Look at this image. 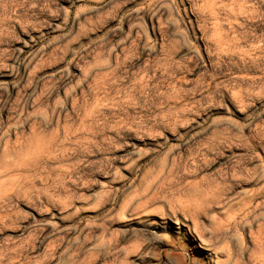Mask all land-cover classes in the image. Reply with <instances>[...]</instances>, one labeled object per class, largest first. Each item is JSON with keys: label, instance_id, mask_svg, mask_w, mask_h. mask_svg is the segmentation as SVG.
Wrapping results in <instances>:
<instances>
[{"label": "rangeland", "instance_id": "374dc122", "mask_svg": "<svg viewBox=\"0 0 264 264\" xmlns=\"http://www.w3.org/2000/svg\"><path fill=\"white\" fill-rule=\"evenodd\" d=\"M0 264H264V0H0Z\"/></svg>", "mask_w": 264, "mask_h": 264}]
</instances>
